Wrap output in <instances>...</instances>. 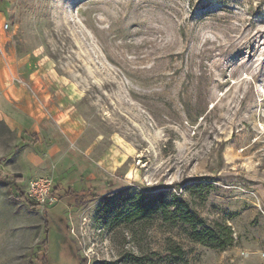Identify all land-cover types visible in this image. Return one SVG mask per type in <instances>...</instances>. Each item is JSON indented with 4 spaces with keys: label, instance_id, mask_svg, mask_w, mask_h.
I'll list each match as a JSON object with an SVG mask.
<instances>
[{
    "label": "rangeland",
    "instance_id": "1",
    "mask_svg": "<svg viewBox=\"0 0 264 264\" xmlns=\"http://www.w3.org/2000/svg\"><path fill=\"white\" fill-rule=\"evenodd\" d=\"M0 13L15 81L42 71L49 102L85 120L80 145L111 191L129 189L127 206L177 195L235 238L203 245L91 195L32 207L28 182L2 177L0 264H264V0H3ZM19 147L0 126L2 164Z\"/></svg>",
    "mask_w": 264,
    "mask_h": 264
},
{
    "label": "crops",
    "instance_id": "2",
    "mask_svg": "<svg viewBox=\"0 0 264 264\" xmlns=\"http://www.w3.org/2000/svg\"><path fill=\"white\" fill-rule=\"evenodd\" d=\"M4 22L0 13V122L17 137L20 149L12 154L15 158L0 162L3 177L10 178L17 188L35 178H53L59 209L73 198L115 193L105 182L104 161L91 159L80 145L85 120L49 102L51 94L43 90L40 81L42 71L28 76L30 88L15 81L20 68L15 53L7 47L8 38L2 35ZM12 165L14 170L6 169ZM15 176L22 180H15Z\"/></svg>",
    "mask_w": 264,
    "mask_h": 264
},
{
    "label": "trees",
    "instance_id": "3",
    "mask_svg": "<svg viewBox=\"0 0 264 264\" xmlns=\"http://www.w3.org/2000/svg\"><path fill=\"white\" fill-rule=\"evenodd\" d=\"M2 1L3 0H0V2ZM0 126L7 130L4 123L0 122ZM2 161H4V159H0V162ZM3 174L4 172L0 169V181L2 180ZM14 178L17 181L22 180V177L15 176ZM53 194L55 195L54 191ZM130 196L131 192L129 189H126L111 193L104 196V198L111 201L108 204L109 209L119 206L118 204L121 205L118 216L126 214L127 219L131 220L139 217L152 216L154 213H158L167 224L174 225L175 227L178 225L187 227L190 238L203 245H209L217 249H225L232 245L235 240L231 227L220 223H215L214 225L207 224L206 220L199 217L182 197L177 195L168 196V194L164 192H159L156 196H149V198L140 194L135 197L133 203L127 206L132 200ZM19 197L30 206H36L26 197L25 192L21 189ZM92 197L96 200L99 199L97 196ZM44 242L47 244L46 238ZM167 251L175 260L183 259V249L173 241L169 242Z\"/></svg>",
    "mask_w": 264,
    "mask_h": 264
},
{
    "label": "built area",
    "instance_id": "4",
    "mask_svg": "<svg viewBox=\"0 0 264 264\" xmlns=\"http://www.w3.org/2000/svg\"><path fill=\"white\" fill-rule=\"evenodd\" d=\"M8 25H4L7 29ZM54 180L51 177L35 178L28 182L25 190L26 197L41 209L54 206L58 199L53 194Z\"/></svg>",
    "mask_w": 264,
    "mask_h": 264
}]
</instances>
